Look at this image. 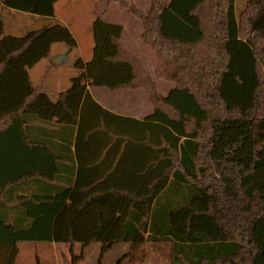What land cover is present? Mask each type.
Segmentation results:
<instances>
[{"label": "trees", "instance_id": "1", "mask_svg": "<svg viewBox=\"0 0 264 264\" xmlns=\"http://www.w3.org/2000/svg\"><path fill=\"white\" fill-rule=\"evenodd\" d=\"M59 1L0 0V264H15L25 242L101 244L102 256L163 245L170 264H264V0H247L239 15L237 0H150L148 12L110 0L141 21L156 76L174 88L162 96L122 47L123 26L97 18L91 61L77 58L79 74L54 101L28 70L54 45L77 50L54 19ZM3 9L47 23L3 36ZM88 86L143 89L153 114L114 116ZM55 128H77L78 145L101 132L118 151L114 170L101 182L83 180L81 167L75 181L74 169L65 176Z\"/></svg>", "mask_w": 264, "mask_h": 264}, {"label": "rangeland", "instance_id": "2", "mask_svg": "<svg viewBox=\"0 0 264 264\" xmlns=\"http://www.w3.org/2000/svg\"><path fill=\"white\" fill-rule=\"evenodd\" d=\"M144 12L150 8L149 0H125ZM247 0H237L236 12L239 15L245 8ZM104 12V13H103ZM4 22L3 36H22L25 33L42 26L41 20L31 18L25 13L8 10L2 12ZM56 17L69 29L75 38L80 51L81 60L84 63L91 61L94 50L92 26L97 18H104L109 23H124L126 28L125 43L135 49L134 55L145 67L149 75L156 79L161 95L169 89L167 82L156 76L158 61L155 53L141 40L143 26L139 19L133 16L128 8H122L119 4L106 0L102 5L100 0H60L55 5ZM34 17V16H33ZM77 48V50H78ZM61 49L62 55L45 59L34 68L28 70L31 84L34 87H43L52 100L54 94L66 91L73 78L79 71L75 67L78 57L77 52H70L64 46L54 45L52 55ZM52 59V58H51ZM153 78V79H154ZM162 83V84H161ZM170 84V83H169ZM172 85V84H171ZM161 87V88H160ZM174 88V85H173ZM119 96V95H118ZM128 108V106H127ZM18 256L15 264H170V250L163 245H145L129 256L130 247L121 244L113 247L102 256L101 244H93L85 249L77 244L33 243L25 242L18 245ZM83 256L79 261L76 258ZM102 256V257H101Z\"/></svg>", "mask_w": 264, "mask_h": 264}, {"label": "crops", "instance_id": "3", "mask_svg": "<svg viewBox=\"0 0 264 264\" xmlns=\"http://www.w3.org/2000/svg\"><path fill=\"white\" fill-rule=\"evenodd\" d=\"M100 2L102 5H104L106 0ZM149 4H150V0H149ZM4 10L10 11L12 14L16 12L9 9H3L1 11V14ZM27 16L30 17L31 15L27 14ZM31 18L41 20L40 22L42 26H44L47 23V20L40 18L38 16H34V17L31 16ZM1 19H2V15H1ZM54 19L62 23L56 17V15ZM101 19L103 20L104 18ZM109 24H116L123 26L124 33L121 39V45L126 51L132 53L133 55H136L135 49L125 43L126 28L124 27V23L111 22ZM8 36H12V35H8ZM77 48H78V44H77ZM76 52H77L76 57L81 59L79 48L78 50H76ZM60 55H62L61 49L59 51L54 52L53 55L51 54L49 60H53V58ZM154 81H156L155 78ZM165 84L169 85L168 87L169 89H167L166 93H163L162 96L167 97L170 91L173 89V85L169 83H165ZM43 89L46 91L45 88ZM63 92L65 91L55 93L54 101L56 100L57 95ZM88 92L90 93L92 99L96 104H98L101 108L108 111L110 114L114 116L121 118H129L143 122L144 120H146L147 117L153 114V108L152 105L150 104L149 97L143 89L133 90V91L121 90V89L116 91H110L106 88H95L88 86ZM102 136L104 135L101 132H99L98 134L96 133L86 134L85 136H83L81 142L78 145L77 128L74 130L73 133L70 130L64 131V130H60L59 128L53 129L51 135L52 152L54 156L57 158L56 161L58 163V168H61L62 170L67 169L68 174H64L65 176L70 178L71 177L70 169H74V181H75L77 178L78 168L81 167L84 172L83 180L85 179L88 182H90L91 180L93 182L99 180L101 182L103 181V174L105 175V172L108 169L114 170L115 165L113 164V161L116 160L117 162L119 157L118 151L116 155L112 151L111 146H106L105 143H107L108 140L106 139V137L103 138Z\"/></svg>", "mask_w": 264, "mask_h": 264}]
</instances>
